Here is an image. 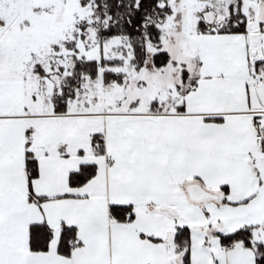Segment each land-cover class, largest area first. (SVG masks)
<instances>
[{"label":"snow or ice","instance_id":"6c2138e0","mask_svg":"<svg viewBox=\"0 0 264 264\" xmlns=\"http://www.w3.org/2000/svg\"><path fill=\"white\" fill-rule=\"evenodd\" d=\"M0 264H264V0H0Z\"/></svg>","mask_w":264,"mask_h":264}]
</instances>
